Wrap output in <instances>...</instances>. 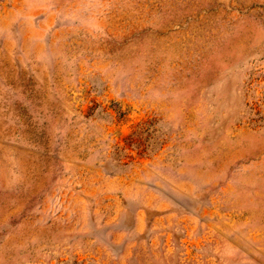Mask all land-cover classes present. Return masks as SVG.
<instances>
[{
  "label": "rangeland",
  "instance_id": "obj_1",
  "mask_svg": "<svg viewBox=\"0 0 264 264\" xmlns=\"http://www.w3.org/2000/svg\"><path fill=\"white\" fill-rule=\"evenodd\" d=\"M0 264H264V0H0Z\"/></svg>",
  "mask_w": 264,
  "mask_h": 264
}]
</instances>
